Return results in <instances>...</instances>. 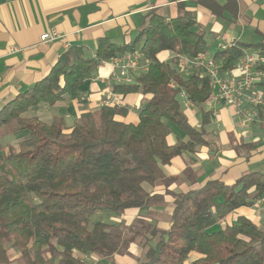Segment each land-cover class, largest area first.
Wrapping results in <instances>:
<instances>
[{"label":"trees","instance_id":"16d2710c","mask_svg":"<svg viewBox=\"0 0 264 264\" xmlns=\"http://www.w3.org/2000/svg\"><path fill=\"white\" fill-rule=\"evenodd\" d=\"M249 46L236 42L216 51L220 72L231 69ZM137 49L149 61L147 70L113 88L124 96L151 95L138 108L137 122L117 119L128 108L113 105L83 112L71 126L61 115L51 122L29 115L78 97L102 61ZM163 51L196 57L208 54L210 43L190 12L167 20L153 9L133 42L103 38L94 53L72 45L42 80L2 106L0 264H115L108 259L130 254L133 244L142 249L137 264H264V228L245 216L221 224L264 196L263 173H247L232 185L209 181L185 193L170 192L178 178L164 166L208 143L206 132L188 121L183 103L201 109L205 124L210 112L203 107L212 86L208 76L183 75L175 60H161ZM172 126L188 139L169 144ZM145 183L162 185L174 197L168 229L143 213L130 223L104 220L163 205L165 194L148 191ZM10 249L19 255L13 259Z\"/></svg>","mask_w":264,"mask_h":264},{"label":"crops","instance_id":"0c3cea01","mask_svg":"<svg viewBox=\"0 0 264 264\" xmlns=\"http://www.w3.org/2000/svg\"><path fill=\"white\" fill-rule=\"evenodd\" d=\"M153 9L167 20L185 11L193 14L209 40L210 49L214 47L215 52L236 42L251 45L246 49L264 51V0H0V108L42 80L72 45H83L94 53L103 38L119 45L133 42L147 13ZM50 29H56L60 37L43 43L41 35ZM213 54L208 53L211 57ZM171 55L172 51H163L159 58L169 61ZM116 76L111 62H101L93 78L80 86L78 97L59 101L37 112L43 117L55 110L64 117L66 125L71 126L81 113L106 104L128 108L126 115H118L117 119L135 123L138 108L144 98L151 95L138 92L124 96L115 92L113 88L120 84ZM260 88L264 91V83ZM214 94L216 98L209 97L203 107L210 112L205 124L201 109L187 100L183 103L188 121L206 132L208 143L196 146L194 152L181 153L164 166L168 176L178 178L170 185V192L185 193L209 181L232 185L247 173L264 174V105L258 107L252 121L246 122L236 106L219 96L217 87ZM114 101L118 103H109ZM171 129L167 138L169 144L188 139L175 126ZM148 186L151 192L165 194L163 205L149 208L163 210V213L158 211V218L153 214L148 217L155 218L159 227L168 229L174 197L162 185ZM251 191L254 194V189ZM140 213L139 209H129L123 217L132 221ZM240 216L264 228V201L259 206L253 202L237 208L221 224H232ZM130 251L108 261L135 264L142 249L133 244Z\"/></svg>","mask_w":264,"mask_h":264},{"label":"built area","instance_id":"2783aa9c","mask_svg":"<svg viewBox=\"0 0 264 264\" xmlns=\"http://www.w3.org/2000/svg\"><path fill=\"white\" fill-rule=\"evenodd\" d=\"M59 37L60 34L56 29H50L41 35V41L49 43ZM171 59L176 61L178 70L183 75L197 73L200 76H208L212 86L209 97L216 98L214 89L217 87L219 96L224 98L228 104L236 106L246 122L252 121L253 117L258 114V107L264 105V91L260 88L264 81V51L244 49L235 65L223 73L220 72L219 65L214 58L206 53L190 57L172 51ZM105 61L111 62L115 67L119 83H132L133 75L147 70L149 65V61L143 59L138 49ZM187 102L190 103L189 100ZM263 201L264 196L258 197L254 205L259 206Z\"/></svg>","mask_w":264,"mask_h":264},{"label":"rangeland","instance_id":"374dc122","mask_svg":"<svg viewBox=\"0 0 264 264\" xmlns=\"http://www.w3.org/2000/svg\"><path fill=\"white\" fill-rule=\"evenodd\" d=\"M210 52H211V54H213L214 52H215V50H214V47H212L211 49H210ZM98 68V67H97ZM97 68H96V70H97ZM96 72V71H95ZM148 98H144V100H143V102L144 101H146ZM186 106H185V104H183V110H184V112H185V108ZM2 108V107H1ZM0 108V109H1ZM33 114H38V116H40L41 117V119H43L44 121H46V122H51L52 121V118H53V116H55V115H57L58 113L55 111V110H52V112H50L48 115H43V117L40 115L41 113H39V112H37V111H32V112H30L29 113V115H33ZM185 114H186V116H187V113L185 112ZM50 116H52V117H50ZM44 117H46V118H44ZM188 117V116H187ZM47 118H50V119H47ZM144 186H145V188L149 191V186H148V183H145L144 184ZM165 207H162L161 209H164ZM158 211H163V210H158ZM157 210H149L148 208H144V209H142L141 210V212L143 213V214H147L149 217H150V215L151 214H153L154 216H156L157 218L159 217L158 216V214L157 213H159ZM161 213H163V212H161ZM131 219L132 218H125V217H123V215L122 216H120V217H114V218H112V217H104V220L105 221H108V222H114V223H119V222H129V221H131ZM136 254H138V253H136ZM9 255L13 258L15 255L16 256H18L19 255V253L18 252H16V250L15 249H10L9 250ZM95 259L94 260H98V258H96V257H94ZM102 262H103V260H101ZM110 261H108L107 263H109ZM137 262H138V260L135 262V264H137ZM104 263V262H103ZM15 264H26V262L24 261V260H19V261H17Z\"/></svg>","mask_w":264,"mask_h":264}]
</instances>
